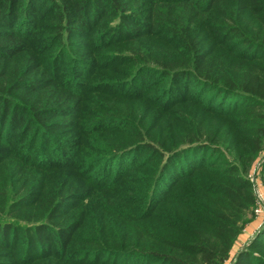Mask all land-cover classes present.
<instances>
[{
	"label": "trees",
	"instance_id": "trees-1",
	"mask_svg": "<svg viewBox=\"0 0 264 264\" xmlns=\"http://www.w3.org/2000/svg\"><path fill=\"white\" fill-rule=\"evenodd\" d=\"M42 16L40 49L85 35L98 50L125 45L126 78L152 73V84L164 82L154 99L170 122L167 130L141 117L128 145L112 141L92 157L107 167L142 155L147 175L128 212L107 210L92 195L94 222L103 220L86 233L90 211L80 210L74 180L34 182L23 156L0 160V256L24 253L26 264H225L252 213L247 174L264 149V0H0V143L13 148L40 134L66 155L71 144L51 134L77 125L73 98L51 89L52 63L28 44ZM152 84L133 94L152 99ZM99 127L95 119L88 129ZM231 264H264V227Z\"/></svg>",
	"mask_w": 264,
	"mask_h": 264
},
{
	"label": "rangeland",
	"instance_id": "rangeland-1",
	"mask_svg": "<svg viewBox=\"0 0 264 264\" xmlns=\"http://www.w3.org/2000/svg\"><path fill=\"white\" fill-rule=\"evenodd\" d=\"M43 12L44 10L41 11V13ZM43 18V16L38 17L32 21L29 28L31 35L27 33L31 38L28 44L33 45L36 42L31 47L36 51L34 54L36 56L38 54L39 60L52 63L54 76L49 82L51 89H57L58 93L62 90L64 93H69L73 98L72 104L77 114V125L51 134V138L71 144L70 155L67 152L64 155L65 152L56 145L57 142L47 144L44 138L38 134L34 138L26 136L24 145H16L13 148L5 145L4 142L0 143V160L6 159L10 163V156L14 159L17 156H23L21 161L27 167V176L33 178L34 182H40L41 179L46 181L48 176L55 180H64L68 184L74 180L76 190L74 193L76 197L80 194V197L83 198L78 203L80 210L90 211V220L83 231L86 233L92 227L99 229L103 220L101 216L99 225L94 222L91 212L94 210L96 216L98 213L89 202L92 195H97L96 202L99 201L106 205L101 204L107 210L109 208L107 206L117 205L116 209L128 212L125 205L127 201L130 198L135 199L141 190H144L145 185L142 179L147 173L143 171L145 167L142 168L145 162L141 166L139 165L142 155L137 161H135L137 155L131 159L124 155L119 161L109 163L110 165L108 164L107 167L99 163L95 165V161L93 162L92 159L103 154L101 152L103 146H106L107 143L112 144V141L118 140L128 145L132 140L129 129L138 130L142 122L141 117L148 116V120H153L154 125L157 123V119L162 120L166 129L168 128L170 121L165 119L167 116L164 115V110L160 108V103L157 104L156 99H154L164 82L152 84L156 80V76L152 73L145 74L142 77L143 81L138 80L137 83L134 79H127L126 77L132 69L127 62L129 54L125 52V45L105 46L98 50L96 37L90 38L85 35V37L72 38L69 40L70 44L66 41L63 46H59L54 41L50 46L46 45L40 49L42 43L40 44L39 38L36 37L46 32ZM150 84L153 85L152 93L149 95L153 97L152 99H143L133 94L139 86L147 87ZM124 110L128 116H123L120 113ZM118 115H121V118L115 121L114 117ZM95 119L99 122L100 127L96 131L94 129L89 131L88 128H92ZM131 121L132 124H130ZM17 138L18 136L15 135V139ZM10 139L14 141L13 136ZM28 153L29 156H27ZM55 156H60L62 160ZM15 160L17 161V159ZM263 160L264 149L260 151L255 162H263ZM133 164L135 165L133 166ZM259 179L264 185L263 172H260ZM10 192L11 188L9 192L7 191L9 193L8 198ZM255 208L254 204L252 213L249 215V221L244 224L241 233L236 238L229 259L225 264H231L236 255L246 248L250 240L264 227V213L261 216H256ZM121 222L123 223L122 219ZM12 254L9 250L5 251V254L0 256V261L3 264H26L27 261H32L29 257L25 258L24 253H19L16 258L11 257ZM112 260L113 258H109V261ZM69 261L64 259L57 264H69ZM42 263V261H38L35 264Z\"/></svg>",
	"mask_w": 264,
	"mask_h": 264
},
{
	"label": "built area",
	"instance_id": "built-area-1",
	"mask_svg": "<svg viewBox=\"0 0 264 264\" xmlns=\"http://www.w3.org/2000/svg\"><path fill=\"white\" fill-rule=\"evenodd\" d=\"M260 163L261 162H257L248 174L251 190L255 197L256 208L254 213L256 216H261L264 213V185L259 179Z\"/></svg>",
	"mask_w": 264,
	"mask_h": 264
}]
</instances>
